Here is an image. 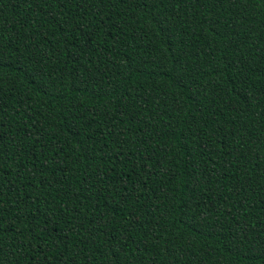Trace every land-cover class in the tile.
I'll return each mask as SVG.
<instances>
[{"label": "trees", "instance_id": "trees-1", "mask_svg": "<svg viewBox=\"0 0 264 264\" xmlns=\"http://www.w3.org/2000/svg\"><path fill=\"white\" fill-rule=\"evenodd\" d=\"M0 264H264V0H0Z\"/></svg>", "mask_w": 264, "mask_h": 264}]
</instances>
